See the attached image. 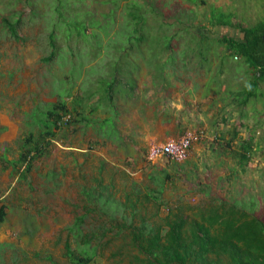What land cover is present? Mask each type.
Returning <instances> with one entry per match:
<instances>
[{
	"label": "rangeland",
	"instance_id": "1",
	"mask_svg": "<svg viewBox=\"0 0 264 264\" xmlns=\"http://www.w3.org/2000/svg\"><path fill=\"white\" fill-rule=\"evenodd\" d=\"M262 21L264 0H0V264H72L67 245L127 264L114 225L178 208L226 201L264 220V100L236 105L252 74L219 40ZM165 134L190 137L186 157L154 155ZM37 141L29 171L6 161Z\"/></svg>",
	"mask_w": 264,
	"mask_h": 264
},
{
	"label": "trees",
	"instance_id": "2",
	"mask_svg": "<svg viewBox=\"0 0 264 264\" xmlns=\"http://www.w3.org/2000/svg\"><path fill=\"white\" fill-rule=\"evenodd\" d=\"M221 24L230 25V21L225 20ZM237 27L242 34L240 38L222 35L219 40L234 56L244 59L252 74L249 84L235 93L236 105L242 108L251 99L264 100V90L260 87L264 84V21L253 26L237 24ZM9 28L16 35L13 23H9ZM51 57L52 53L47 58ZM61 109L63 112L66 110L64 105ZM50 112L55 113V121L60 123L62 113ZM66 122L71 120L68 118ZM237 133L234 131L235 135ZM30 139V136L27 137L28 142ZM252 146V138L241 142L240 157L243 160L248 159ZM45 147L37 141L24 148L17 158L6 161L19 164L22 172L29 171L32 160L42 155ZM135 205L136 202L131 203L132 214L136 211ZM4 208L5 205L1 204L0 222L5 219ZM195 216L188 218L183 208H178L170 210L162 223H149L142 218L139 225L130 221L115 224L117 233L124 232L130 248L134 250L128 254L127 264H264V220L226 201L201 207ZM83 217L77 216L76 226L83 221ZM106 232L102 231L99 236L95 232L92 236L82 233L80 237L82 243L88 246L92 239H101ZM94 248L96 245L82 247L77 255L67 245V254L72 264H90Z\"/></svg>",
	"mask_w": 264,
	"mask_h": 264
},
{
	"label": "built area",
	"instance_id": "3",
	"mask_svg": "<svg viewBox=\"0 0 264 264\" xmlns=\"http://www.w3.org/2000/svg\"><path fill=\"white\" fill-rule=\"evenodd\" d=\"M66 119H68V117ZM189 142V136H183L178 140L168 141L166 144H162L160 147H157L154 151V155L163 153L174 158H184L187 155Z\"/></svg>",
	"mask_w": 264,
	"mask_h": 264
},
{
	"label": "crops",
	"instance_id": "4",
	"mask_svg": "<svg viewBox=\"0 0 264 264\" xmlns=\"http://www.w3.org/2000/svg\"><path fill=\"white\" fill-rule=\"evenodd\" d=\"M149 64H151V62H150ZM153 68H155V67H153ZM150 74H151V73H150ZM161 74H162V73H159V74H158V71H157V72L155 71V72L153 73V76H154V75H158V76H156V77H161ZM153 76H152V77H153ZM134 80H135V76L133 77V83H134ZM124 88H128V87L125 86ZM134 88H135V87H130V92H131V95H130V96L123 94V96H126L127 98H129V101H132V100H135V99H136L137 93H136V91H133ZM128 89H129V88H128ZM202 89H203V88H202ZM202 92L204 93V89L202 90ZM121 94H122V93H121ZM189 95H190V94H189ZM191 100L194 102L195 105H196V104H199V103L202 102V101H204L203 98H201V100L198 99V100H199L198 102L194 101V99H191ZM193 102H192V103H193ZM202 105H204V104H202ZM117 126H118V125H117ZM128 133H129V132H128ZM141 135H142V136H141ZM165 136H166V134L164 135V137H165ZM138 137H139V138H138V141H140V140H144V139H145V135H144V133H142V132H141V134L138 133ZM166 137H167L168 141H171V140L176 139V138H173V137H171V136H169V137L166 136Z\"/></svg>",
	"mask_w": 264,
	"mask_h": 264
}]
</instances>
